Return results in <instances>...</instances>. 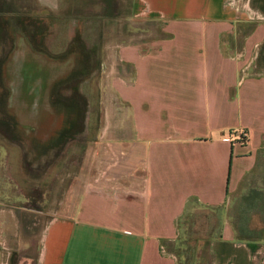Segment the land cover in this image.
<instances>
[{"label": "crops", "instance_id": "obj_1", "mask_svg": "<svg viewBox=\"0 0 264 264\" xmlns=\"http://www.w3.org/2000/svg\"><path fill=\"white\" fill-rule=\"evenodd\" d=\"M133 13L163 26L152 43L114 56L111 92L130 118L113 135L125 169L82 192L74 215L46 224L37 264H179L162 247L178 239L191 202L224 209L264 175V0H134ZM222 221L209 264H264V238ZM3 229L0 219V264H9Z\"/></svg>", "mask_w": 264, "mask_h": 264}, {"label": "rangeland", "instance_id": "obj_2", "mask_svg": "<svg viewBox=\"0 0 264 264\" xmlns=\"http://www.w3.org/2000/svg\"><path fill=\"white\" fill-rule=\"evenodd\" d=\"M133 1L62 0L50 7L0 0V219L9 264H37L46 224L74 215L82 192L125 169L124 147L113 135L123 136L115 124L125 116L129 128L130 118L111 92L114 56L121 46L152 43L163 26L136 17ZM262 61L264 50V67ZM142 157L138 151L140 175ZM223 210L238 232L264 238V175ZM214 214L191 204L170 245L179 264H209ZM16 234L20 241H13Z\"/></svg>", "mask_w": 264, "mask_h": 264}, {"label": "trees", "instance_id": "obj_3", "mask_svg": "<svg viewBox=\"0 0 264 264\" xmlns=\"http://www.w3.org/2000/svg\"><path fill=\"white\" fill-rule=\"evenodd\" d=\"M264 50V49H263ZM57 85H59V84H55V86H57ZM246 139L247 138H244V140L246 141ZM192 203H196L197 205H200L201 207H205V206H203V205H201V204H199L197 201H192L191 202V204ZM191 204H190V206H191ZM189 206V207H190ZM205 208H210V209H213L214 210V212H215V214L213 215V217H214V219H215V222H214V225H213V229H212V231L209 233L210 235H209V238L207 239V249H208V246H209V244H210V242L212 241V239L213 238H216V237H220L221 236V233H222V211H223V208L222 207H219V208H211V207H205ZM189 210V209H188ZM187 210V211H188ZM187 213V212H186ZM186 213H185V215H186ZM185 215L183 216V218L179 221V223H178V229H179V232H180V230H181V225H182V223H183V219H184V217H185ZM209 216V215H208ZM209 218V217H208ZM207 221L210 223L211 222V220H209V219H207ZM211 224V223H210ZM240 234H242V236H243V238H248V239H250V240H260L261 238H263V237H261V238H250V237H247V236H249V235H247L246 233H249V232H239ZM250 234V233H249ZM242 239V238H241ZM171 245V244H170ZM169 245V250L167 249V247H166V253H168V254H173V251L175 250V247H174V243L172 244V246H170ZM173 247V248H172ZM165 247H164V245H163V247H162V250L164 249ZM179 263V262H178Z\"/></svg>", "mask_w": 264, "mask_h": 264}, {"label": "built area", "instance_id": "obj_4", "mask_svg": "<svg viewBox=\"0 0 264 264\" xmlns=\"http://www.w3.org/2000/svg\"><path fill=\"white\" fill-rule=\"evenodd\" d=\"M244 138H247V134L246 133H243L242 136H241V139H244ZM162 251H163V253L166 252L164 249Z\"/></svg>", "mask_w": 264, "mask_h": 264}]
</instances>
